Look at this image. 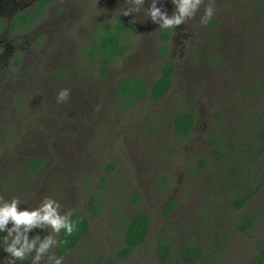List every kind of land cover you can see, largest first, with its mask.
<instances>
[{
	"label": "rangeland",
	"instance_id": "374dc122",
	"mask_svg": "<svg viewBox=\"0 0 264 264\" xmlns=\"http://www.w3.org/2000/svg\"><path fill=\"white\" fill-rule=\"evenodd\" d=\"M39 1L7 0L13 12L0 38V197L17 196L22 207L34 208L52 196L61 211L84 212L90 229L75 250L78 263L86 254L100 264H162L157 250L165 241L169 264H188L180 252L189 245L200 249L193 264H251L264 239V195L235 206L225 175L264 114L262 0H204L166 42L143 8L123 15L130 0H52L30 29L13 32V19ZM209 4L214 15L202 24ZM162 7L169 15L174 10L168 0ZM118 16L131 26L129 50L103 75L81 53L96 27ZM165 63L175 66L174 83L159 102L116 106L124 77L151 86ZM62 90L67 98L58 101ZM182 110L196 116L186 138L174 133ZM218 144L231 161L219 158ZM37 159L44 164L33 172ZM95 193L102 200L96 216L89 206ZM140 210L150 217L149 235L131 258L120 259L126 225ZM248 211L257 219L243 230Z\"/></svg>",
	"mask_w": 264,
	"mask_h": 264
},
{
	"label": "trees",
	"instance_id": "16d2710c",
	"mask_svg": "<svg viewBox=\"0 0 264 264\" xmlns=\"http://www.w3.org/2000/svg\"><path fill=\"white\" fill-rule=\"evenodd\" d=\"M51 1L40 0L34 9L17 15L12 22V31L19 32L30 29L46 13L47 5ZM260 8L264 11V0H262ZM130 27L122 16H118L116 20L105 21L94 30L82 50L81 58L93 63L104 75L118 59L125 57L128 53L129 43L126 41V34ZM170 35L169 31H164L163 41H168ZM174 74L175 66L172 63H165L159 77L151 86H148L146 81L139 76L124 77L117 88L116 106L126 110L145 99H149L153 103L159 102L171 90ZM173 124L175 135L186 138L196 125V116L193 111L182 110L174 116ZM226 149H221V144H218L216 148L219 158L226 157L230 160L226 155ZM203 162H207V160L204 159ZM231 162L226 167V184L232 187L231 193L235 206L246 207L252 198L259 194L264 195V114L258 116L250 137L245 139L238 150L237 160ZM43 164V159H37L31 163L30 168L36 172ZM114 167V164H110V169H114ZM252 167L256 169L254 173L251 172ZM175 205L176 203L172 202L167 207L166 214L173 211ZM89 206L93 214L98 215L102 207L101 197L96 193L93 194ZM72 213V219L77 221V230L71 236H65L63 230L61 231L58 241H63V243L58 244L55 254L64 256V264H100V259H93L86 254L85 256L81 254L79 263L76 261L75 250L88 234L90 220L84 212L74 211ZM256 219L255 213L246 212L241 221L242 229L252 228ZM150 228L151 221L148 213L144 210L138 211L126 225L122 237L123 244L118 249L117 256L123 260L131 258L148 237ZM157 253L162 264L171 262L172 249L167 242H159ZM180 256L185 263L193 264L200 257V249L193 245L186 246L181 250ZM105 264H116V262L109 260ZM251 264H264V239L253 254Z\"/></svg>",
	"mask_w": 264,
	"mask_h": 264
},
{
	"label": "clouds",
	"instance_id": "9594fccd",
	"mask_svg": "<svg viewBox=\"0 0 264 264\" xmlns=\"http://www.w3.org/2000/svg\"><path fill=\"white\" fill-rule=\"evenodd\" d=\"M174 10L171 15L163 9L165 0H130L131 9L123 10L124 16L139 12L143 8L148 19L164 31L178 29L180 25H187L200 10L204 0H168ZM147 7H144L145 4ZM160 4L161 7L157 5ZM211 4L203 10L201 23L206 24L214 15ZM135 24V20L132 21ZM67 90L58 94V101L67 98ZM71 210L61 211L60 202L52 196H45L34 208L22 207L19 197L10 199L0 197V251L6 253L0 258V264H64V256L57 255L51 250L63 241L57 236L63 230L65 236H71L77 230V221L72 219ZM11 224V226H9ZM49 229V233L41 236L39 233H29L34 229Z\"/></svg>",
	"mask_w": 264,
	"mask_h": 264
},
{
	"label": "flooded vegetation",
	"instance_id": "af4514ba",
	"mask_svg": "<svg viewBox=\"0 0 264 264\" xmlns=\"http://www.w3.org/2000/svg\"><path fill=\"white\" fill-rule=\"evenodd\" d=\"M12 12V10L7 11V0H0V38L7 32V13L10 14Z\"/></svg>",
	"mask_w": 264,
	"mask_h": 264
}]
</instances>
